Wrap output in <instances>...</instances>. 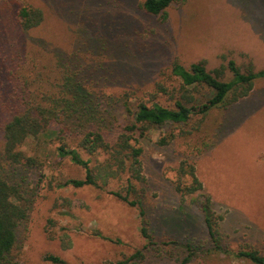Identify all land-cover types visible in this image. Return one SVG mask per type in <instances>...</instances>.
I'll list each match as a JSON object with an SVG mask.
<instances>
[{"label":"rangeland","instance_id":"1","mask_svg":"<svg viewBox=\"0 0 264 264\" xmlns=\"http://www.w3.org/2000/svg\"><path fill=\"white\" fill-rule=\"evenodd\" d=\"M143 1L0 0V124L14 102L17 77L42 70L53 79L69 58L98 72L91 90L105 94L111 105L101 119L111 142L128 120L118 102L124 89L144 90L148 101L156 95L168 107L182 99V83L167 69L175 58L185 67L205 60L209 70L229 60L245 71L264 69V0H182L168 8L166 20L146 14L139 7ZM25 5L44 11L42 25L32 31L20 24ZM111 72L118 75L107 77ZM156 83L167 94L157 93ZM191 93L198 104L212 95L201 87ZM192 124L151 127L142 142L146 183L137 187L152 245L141 234L139 209L109 193L124 192L126 176L104 189L58 188L68 179H83L85 170L60 157L51 137L29 140L24 150L38 158L41 169L19 167L14 176L0 167L1 175L21 181L29 205L19 243L5 264H53L45 260L48 255L66 264H116L137 251L144 258L132 264H180L189 242L203 253L212 249L197 195L182 197L175 189V170L185 159L196 166L216 215L224 218L221 245L229 251L200 252L192 264H255L234 253L251 247L264 255V79L255 81L247 98L211 110L199 133L183 137ZM169 136L175 138L161 144ZM101 161L103 156L93 158L91 166ZM95 230L112 241L95 236Z\"/></svg>","mask_w":264,"mask_h":264},{"label":"trees","instance_id":"2","mask_svg":"<svg viewBox=\"0 0 264 264\" xmlns=\"http://www.w3.org/2000/svg\"><path fill=\"white\" fill-rule=\"evenodd\" d=\"M180 1L182 0H145L139 7L146 14L166 20L168 8ZM44 19V11L40 8L25 5L19 11L20 24L25 31L37 29ZM69 61L74 65L73 68L69 66L72 65ZM73 62V58L66 60L63 69H60L53 79L49 72L42 70L32 72L33 75H24V78L17 77L14 102L7 118L0 124V167L10 169L8 174L12 173L14 176L19 175V167L41 169L42 163L36 156H29L24 146L29 140L51 137L58 143L57 152L60 157L70 159L74 165L85 170L83 179H68L57 187L93 186L104 189L110 182L126 176L124 192L109 193L139 209L142 219L141 234L148 244L152 245L154 237L149 230L145 203L137 187L146 183L142 142L146 139L147 132L151 127L160 128L169 124L187 126L193 123L189 131H182V136L199 133L204 118L211 110L227 108L247 98L254 89L255 81L264 79V69L255 71L251 66L245 71L234 60H229L227 65L209 70L205 60L185 67L179 58H175L167 69L182 83V99L176 100L173 107H168L157 102L156 95L151 96L148 101V92L144 90L124 89L118 102L128 120L118 126L116 139L111 142L106 138L101 125L103 114L108 105H111L106 103L108 99L105 94H97L91 90L98 72L92 67H82ZM34 68L37 69V66ZM110 75L114 78L118 72H111L107 77ZM107 77L105 78L108 79ZM198 87L212 92L211 97L202 104H198L191 93ZM156 88L157 93L167 94L163 84L156 83ZM195 116L200 118L193 121ZM179 132L181 136V130ZM173 138L175 136L163 138L161 144H168ZM83 153L87 154L89 159H84ZM99 156H103V161L93 168L91 162ZM175 172L176 191L182 197L197 195L198 206L213 244L212 249L203 253L189 242L185 245L187 256L180 264H192L200 256V252L228 253L229 251L221 245L220 225L224 218L216 215L213 201L197 176L196 166L185 159ZM7 175L0 174V264L9 261L19 243L18 230L29 216V205L21 181ZM94 235L112 241L98 230L94 231ZM234 255L238 259L264 264V255L251 247L239 250ZM143 258V252L137 251L116 264H132ZM45 260L53 264H66L63 259L53 255L46 256Z\"/></svg>","mask_w":264,"mask_h":264}]
</instances>
